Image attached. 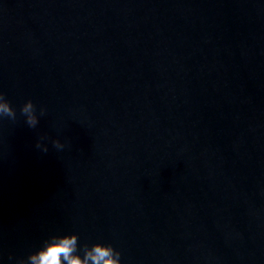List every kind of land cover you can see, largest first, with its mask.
<instances>
[{
	"label": "water",
	"instance_id": "95a60500",
	"mask_svg": "<svg viewBox=\"0 0 264 264\" xmlns=\"http://www.w3.org/2000/svg\"><path fill=\"white\" fill-rule=\"evenodd\" d=\"M0 93V264H264V0H0Z\"/></svg>",
	"mask_w": 264,
	"mask_h": 264
},
{
	"label": "clouds",
	"instance_id": "9594fccd",
	"mask_svg": "<svg viewBox=\"0 0 264 264\" xmlns=\"http://www.w3.org/2000/svg\"><path fill=\"white\" fill-rule=\"evenodd\" d=\"M20 113L28 127L34 128L38 124L36 106L31 99H27L20 106ZM44 109H40L43 114ZM7 116L16 118V108L0 93V118ZM56 148L63 145L53 140ZM37 147L47 150L46 145L37 142ZM18 264H122L121 251L110 241L98 238L91 242H81L77 232L51 233L46 236L39 247L31 251Z\"/></svg>",
	"mask_w": 264,
	"mask_h": 264
}]
</instances>
